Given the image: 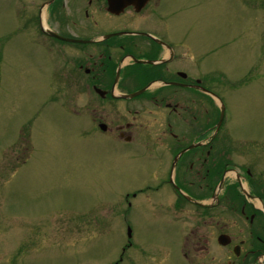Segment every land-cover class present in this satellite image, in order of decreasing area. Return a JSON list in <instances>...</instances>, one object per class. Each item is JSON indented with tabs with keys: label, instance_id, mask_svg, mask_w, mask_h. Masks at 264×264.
Masks as SVG:
<instances>
[{
	"label": "flooded vegetation",
	"instance_id": "af4514ba",
	"mask_svg": "<svg viewBox=\"0 0 264 264\" xmlns=\"http://www.w3.org/2000/svg\"><path fill=\"white\" fill-rule=\"evenodd\" d=\"M19 1L20 11L8 5L22 40L51 54L42 88L81 93L84 137L139 163L126 207L178 213L183 264H264L263 156L248 159L221 132L214 47L195 34L201 0Z\"/></svg>",
	"mask_w": 264,
	"mask_h": 264
},
{
	"label": "rangeland",
	"instance_id": "374dc122",
	"mask_svg": "<svg viewBox=\"0 0 264 264\" xmlns=\"http://www.w3.org/2000/svg\"><path fill=\"white\" fill-rule=\"evenodd\" d=\"M13 4L0 0V264H180L178 213L127 208L139 163L84 137L81 93L42 88L38 68L48 72L51 54L24 48ZM200 11L195 34L214 47L221 132L240 139L230 143L248 159L263 156L264 177V0H201Z\"/></svg>",
	"mask_w": 264,
	"mask_h": 264
},
{
	"label": "water",
	"instance_id": "95a60500",
	"mask_svg": "<svg viewBox=\"0 0 264 264\" xmlns=\"http://www.w3.org/2000/svg\"><path fill=\"white\" fill-rule=\"evenodd\" d=\"M132 95H134V94H132ZM220 115H221V116H220V120H221V117H222V112H220Z\"/></svg>",
	"mask_w": 264,
	"mask_h": 264
}]
</instances>
